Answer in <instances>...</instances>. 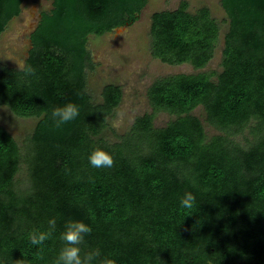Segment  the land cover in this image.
Returning <instances> with one entry per match:
<instances>
[{"label": "trees", "instance_id": "trees-1", "mask_svg": "<svg viewBox=\"0 0 264 264\" xmlns=\"http://www.w3.org/2000/svg\"><path fill=\"white\" fill-rule=\"evenodd\" d=\"M51 1L29 35L24 63L37 76L0 65V104L37 118L23 147L0 124V259L51 264L73 218L92 226L84 250L116 264H222V252L264 264V0H220L229 23L220 71L198 70L214 57L221 28L208 6L191 11L181 0L154 11L152 55L198 71L154 79L152 110L123 132L109 123L121 84H104L101 101L88 91L89 35L131 25L149 0ZM22 3L0 0V37ZM68 101L80 114L57 128L49 113ZM199 105L215 133L193 112ZM161 111L172 117L157 125ZM95 146L115 154L111 168L88 163ZM185 191L197 197L191 210L179 207ZM51 217L53 237L31 245L27 233Z\"/></svg>", "mask_w": 264, "mask_h": 264}, {"label": "rangeland", "instance_id": "rangeland-1", "mask_svg": "<svg viewBox=\"0 0 264 264\" xmlns=\"http://www.w3.org/2000/svg\"><path fill=\"white\" fill-rule=\"evenodd\" d=\"M189 10L195 11L201 6H208L211 13L220 23V34L214 57L202 69L221 70L222 48L224 34L229 23L220 0H188ZM181 0H149L142 9L140 18L132 23L114 29L102 35H89V50L91 52L92 67L87 69V88L95 101H101V90L108 82L119 83L122 86L123 98L115 110V115L109 118L112 125L123 132L131 125L138 114L151 111L147 89L154 79L166 74L178 72L198 71L189 63L169 64L156 58L151 53L150 24L151 14L157 10L174 9ZM19 15L13 17L0 37V65L6 64L18 67L17 62H25L28 49L31 46L30 32L35 27L40 12L52 7L51 0H23ZM193 112L201 118L206 131L215 133L216 130L206 120V113L202 105ZM172 115L161 111L155 118V124L162 125ZM36 117L16 115L7 105L0 104V124L5 126L23 147L33 132ZM25 172L18 173L17 178Z\"/></svg>", "mask_w": 264, "mask_h": 264}, {"label": "clouds", "instance_id": "clouds-1", "mask_svg": "<svg viewBox=\"0 0 264 264\" xmlns=\"http://www.w3.org/2000/svg\"><path fill=\"white\" fill-rule=\"evenodd\" d=\"M18 63L19 72L25 78L37 76V69L31 64ZM80 114V106L68 101L55 105L49 113L52 123L59 128L69 121L75 120ZM118 121L114 120L112 126L116 127ZM88 163L94 168H111L115 162V154L103 146L93 147L87 155ZM197 197L192 191H185L179 197V207L191 210L196 206ZM194 212V211H193ZM192 212H188L191 214ZM187 214V215H188ZM56 218L48 220V227L41 230H31L26 238L31 245L41 246L44 242L53 237L56 232ZM92 226L83 219L69 218L65 220L63 230L59 232L58 239L62 242L61 246L52 258L51 264H116V260L111 256L101 257L95 249L84 250L87 236L92 232ZM9 260L0 259V264H8Z\"/></svg>", "mask_w": 264, "mask_h": 264}, {"label": "flooded vegetation", "instance_id": "flooded-vegetation-1", "mask_svg": "<svg viewBox=\"0 0 264 264\" xmlns=\"http://www.w3.org/2000/svg\"><path fill=\"white\" fill-rule=\"evenodd\" d=\"M222 264H238L236 259V252H222ZM244 261L240 260L239 264H243Z\"/></svg>", "mask_w": 264, "mask_h": 264}, {"label": "water", "instance_id": "water-1", "mask_svg": "<svg viewBox=\"0 0 264 264\" xmlns=\"http://www.w3.org/2000/svg\"><path fill=\"white\" fill-rule=\"evenodd\" d=\"M28 55V54H27Z\"/></svg>", "mask_w": 264, "mask_h": 264}]
</instances>
